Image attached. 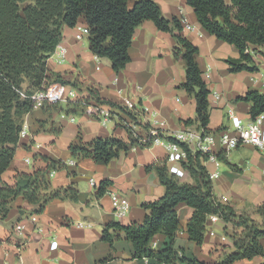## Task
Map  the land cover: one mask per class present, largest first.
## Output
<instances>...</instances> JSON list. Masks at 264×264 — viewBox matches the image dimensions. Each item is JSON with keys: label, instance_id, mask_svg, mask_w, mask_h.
<instances>
[{"label": "crops", "instance_id": "obj_1", "mask_svg": "<svg viewBox=\"0 0 264 264\" xmlns=\"http://www.w3.org/2000/svg\"><path fill=\"white\" fill-rule=\"evenodd\" d=\"M225 1L231 4V0ZM156 2L165 18L176 16L181 20L182 34L199 48L197 61L210 89L208 128L217 132L230 129L232 115L244 123L249 122L252 103L236 101V98L249 90L264 94V46L251 47L258 71L231 72L229 60L240 56L235 45L206 31L186 0ZM78 25L85 26L84 18ZM187 25L193 28L189 29ZM77 26L64 28L60 43L47 61L51 80L60 76L77 84L82 97L88 94L90 87L95 88L100 97L118 105H122L125 96L132 97L166 120L167 133L197 126L196 122L189 126L185 124L187 119H196V100L179 87L186 79V64L182 58H174L177 41L172 33L159 30L151 20L141 23L129 49L131 60L117 73L108 58L93 54L89 36L80 38ZM60 46L68 50L63 62L57 60L56 51ZM119 90L123 92L119 93ZM68 109L67 103L62 102L48 110L34 108L24 117V123L29 125L28 135L18 143L15 158L3 179L9 185L25 186L27 181L20 178L21 175L44 166L36 154L63 160L66 165L74 160V165L51 172L49 181L52 190L68 186L78 188L80 200L75 203L55 199L42 214H29L33 206L22 197L15 199L9 216L0 218V264H97L108 256H112L109 264H160L147 258H134L130 241L120 240L112 245L101 237L107 223L118 221L128 225L144 221L148 211L142 204L165 193L156 169L147 170V166L164 164L168 151L161 145L132 147L108 164L95 162L92 158L76 160L70 150L71 144L110 137L128 140V133L117 114L103 123L100 116L86 108L77 114L69 113ZM226 160L231 165L221 159L207 163L209 173L219 174L212 179L215 194L237 214H250L261 222L262 218L255 210L264 203V152L251 144H242ZM91 178H94L95 186L91 185ZM105 179L112 183L103 196H98V186ZM181 181L195 182L188 172ZM111 192H118L129 200L130 211L125 217L115 214ZM20 208H24V214L20 213ZM178 214L181 227L175 247L179 256H196L216 264L225 251L234 248L227 234L233 230L231 223L220 217L212 220L209 216L205 242L197 245L186 232L193 208L180 204ZM20 225L22 232L17 228ZM53 241H58L55 249H51ZM167 241L164 233H158L151 246L159 250ZM218 248L220 251L216 252ZM234 264H264V257L243 259Z\"/></svg>", "mask_w": 264, "mask_h": 264}, {"label": "trees", "instance_id": "obj_2", "mask_svg": "<svg viewBox=\"0 0 264 264\" xmlns=\"http://www.w3.org/2000/svg\"><path fill=\"white\" fill-rule=\"evenodd\" d=\"M186 1L206 31L235 45L239 50V58L229 60L231 72L259 70L251 47L264 46V0H231L230 5L225 0ZM81 18H84L90 30L88 36L91 51L97 56L108 58L117 73L124 70L131 60L129 49L135 30L141 23L151 20L159 30L172 33L177 41L174 58H182L186 64V79L179 87L196 100V119H187L185 124L189 126L196 122L198 128L204 129V133L217 132L208 128L210 89L197 61L199 48L182 34L183 27L178 17L168 19L163 16L156 0H0L1 219L9 216L12 202L18 197L33 206L29 214H42L55 199L75 203L80 200V191L74 186L51 189V172L68 168L63 160L36 154L44 166L21 175L20 178L27 181L25 186L19 183L7 184L3 174L15 158L24 117L34 110L29 96L54 83L78 89L77 84L60 76L51 80L47 61L60 43L64 28L77 26ZM92 100L115 111L114 114H117L120 124L128 133V140L117 137L96 138L88 143L71 144L70 150L76 160L92 158L95 162L108 164L119 157L121 152H128L138 145L139 140L132 136L129 127L125 125L127 118H132L133 114L122 105L103 99L92 87L88 89L87 95L67 103L68 112H82ZM236 101L252 103L251 118L264 111V94L257 90H249L245 95L237 97ZM57 104L60 102L45 104L41 108L48 110ZM180 145L187 151V158L181 163L195 182L181 181L168 172L165 164L147 166V170L156 169L165 193L154 201L142 204L148 211L142 223H107L102 231V240L112 245L120 240L130 241L134 258H147L160 264H210L196 256H179V250L175 247L181 227L178 206L186 204L193 208L186 232L197 245L205 242L210 215H217L233 225L232 232L227 234L234 248L225 251L216 264H234L243 259L264 257V203L255 210L262 218L261 222L250 214H237L232 206L223 203L215 194L207 169L208 156L200 151H192L184 143ZM226 158L220 155L221 160L227 161ZM111 183L112 180H102L97 195L103 196ZM19 211L25 213L24 208ZM158 233H164L168 241L162 249L156 250L151 242ZM111 260L112 256H108L97 264H109Z\"/></svg>", "mask_w": 264, "mask_h": 264}, {"label": "built area", "instance_id": "obj_3", "mask_svg": "<svg viewBox=\"0 0 264 264\" xmlns=\"http://www.w3.org/2000/svg\"><path fill=\"white\" fill-rule=\"evenodd\" d=\"M187 28L192 29L191 25ZM80 31V38L89 35L90 30L85 26H77ZM67 48L58 47L56 51L57 60L63 62L67 55ZM119 90V93H122ZM33 101L34 108H39L45 104L52 103H68L77 101L81 98L79 90L71 85L54 83L47 88L41 89L29 96ZM122 106L133 114L132 118H127L125 125L129 127L132 136L139 140L133 148L152 147L161 145L168 151L165 165L168 172L174 174L178 178H183L187 171L182 165V161L187 158V151L180 143L186 144L192 151H200L207 155L208 162H216L220 160V155L227 157L229 154L242 144H251L264 152V111L247 123H244L239 117L232 115V127L224 129L220 132L204 133L203 128L190 126L189 128L173 133H167V122L160 118L158 112L152 111L148 107L141 106L134 98L125 96ZM86 109L100 116V120L104 123L113 118L114 111L112 108L102 105L96 101H91ZM135 118V119H133ZM148 125L147 127H144ZM29 131V125L23 124L20 136L26 138ZM75 161L70 160L67 165H74ZM210 178L214 179L219 176L217 172L209 173ZM92 186L96 185L94 178H91ZM114 203V212L118 217H125L130 211L129 200L118 192H111ZM215 220L217 215H210ZM83 226L82 223H79ZM22 232L23 226L17 227ZM58 246V241L51 243V249Z\"/></svg>", "mask_w": 264, "mask_h": 264}, {"label": "rangeland", "instance_id": "obj_4", "mask_svg": "<svg viewBox=\"0 0 264 264\" xmlns=\"http://www.w3.org/2000/svg\"><path fill=\"white\" fill-rule=\"evenodd\" d=\"M52 85V84H51ZM218 251H220V248H218L217 250H216V252H218Z\"/></svg>", "mask_w": 264, "mask_h": 264}]
</instances>
